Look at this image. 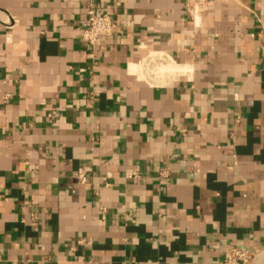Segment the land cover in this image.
Listing matches in <instances>:
<instances>
[{
	"label": "crops",
	"instance_id": "0c3cea01",
	"mask_svg": "<svg viewBox=\"0 0 264 264\" xmlns=\"http://www.w3.org/2000/svg\"><path fill=\"white\" fill-rule=\"evenodd\" d=\"M90 8L115 25L94 48ZM233 245L264 264V0H0V264Z\"/></svg>",
	"mask_w": 264,
	"mask_h": 264
},
{
	"label": "built area",
	"instance_id": "2783aa9c",
	"mask_svg": "<svg viewBox=\"0 0 264 264\" xmlns=\"http://www.w3.org/2000/svg\"><path fill=\"white\" fill-rule=\"evenodd\" d=\"M182 4L183 10L191 18L195 19L203 15L208 4L213 0H176ZM115 25L106 15L99 14L94 8H90L86 14V26L80 33V39L90 48H94L101 39L113 36ZM77 180L84 181L85 175L78 172ZM260 257L259 251H249L244 247L227 246L223 253L222 264H253Z\"/></svg>",
	"mask_w": 264,
	"mask_h": 264
}]
</instances>
